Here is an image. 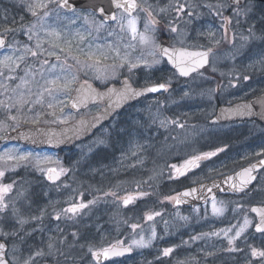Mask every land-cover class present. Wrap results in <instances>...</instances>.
Masks as SVG:
<instances>
[{
	"label": "rangeland",
	"instance_id": "rangeland-1",
	"mask_svg": "<svg viewBox=\"0 0 264 264\" xmlns=\"http://www.w3.org/2000/svg\"><path fill=\"white\" fill-rule=\"evenodd\" d=\"M184 2V0H181ZM148 3L153 5V13L156 14L155 9L166 8L167 11L160 14L158 17L164 21L165 30L158 31L159 42H161V33L164 36L171 39L173 44H180L179 39H183L184 43L180 45L190 47L209 48L214 47L216 50L213 52L211 58V65L204 73L196 76L188 82H184L177 75L176 71L171 69L169 64L165 61L158 65H154L151 68H146L143 65L139 68L133 69L131 72L127 70V67L120 68L115 77L108 80L101 81L96 78L95 73L76 65L75 61L65 52H61L59 48L49 43L50 38L46 37L43 32L40 33L42 40L43 51L40 55L33 57L29 53L25 52V46L31 47L36 50V38L32 40L28 39V35L24 31L11 32L7 35L10 37L9 47H5L0 50V59L5 55L13 56L15 59L19 56H24L23 61L19 62V68L10 73L16 77L14 80H6L5 77L9 75V72L5 69V76H0V84L7 85L8 91L5 92L3 88H0V100H4L6 96L15 97V93L12 89L16 88L17 84H20L21 78L27 79L30 83L21 89H17V92L23 91L25 98L30 102L24 105L22 111L17 113L16 108L11 109V114L18 115V123L8 120L5 110L0 109V122H4V127L0 128V136L5 137L13 130L33 124H62L70 122L80 115L90 114L95 112L98 105H93L82 112H74L68 106L70 95L77 81L91 80L100 86H106L112 82L119 81L123 76H129L136 85H149L158 82H165L175 87L171 88L167 93L159 96H153L146 99L144 105L137 107L136 111H144L145 116L142 117V123L147 128V133H124L119 137H115L113 133H107L111 130V126H105L102 131L104 133H96L93 144L104 146L105 148L111 145L127 146L119 156V164L114 167L109 159L94 163V165L84 167L81 169L77 161L78 148L84 145H77L66 150H52L43 148H34L20 143H8L3 139H0V153L8 149L16 150V154L31 153L32 156L43 158L45 156L51 158L50 163H43L40 167L43 168H65L67 173L57 182L50 181L47 178L45 172H41L35 166V160L29 162H21L20 166L14 171L10 169V165L14 162H9V166H5L3 162H0V168H5V176L0 178V183L8 184L13 183V190L6 197L8 203V209L0 213L3 217L0 220V227L4 231H11L13 228L19 231V236L10 237L19 251L15 252V257L18 261L22 262L27 256L34 252L36 249H42L45 253L42 257H37L33 264H48L45 260V256L50 253H58L61 243V235L63 226V219L67 222H74L76 218L70 214L64 215V218L57 220L56 214L61 213L62 209L68 208L71 204H77L78 196L86 190L90 193H105L112 194L115 192V184H122L121 182H114L116 177H113L117 171L126 170L128 167L136 169V159L134 157L141 152L140 164L143 169V181H149V183L142 185V189L146 188L148 191L154 189L152 179H156V173L163 171L159 174V183L164 184V204L167 205V197L176 196L182 188L186 187L187 182L180 180H174L172 167L175 165L170 158L173 155L180 154L182 157L194 155L195 152H214L224 144V137L221 133H225V127L221 126H209L208 120L213 115L220 99H224L222 90L224 88L219 87V81L215 80V74L210 72L221 71L222 66L225 64L236 65L237 56L246 55L245 53H238V51L254 50L258 51L253 53L252 60L250 62L256 63L257 66L264 64V2L257 0L247 1L244 5L240 6L241 14L236 15V8L233 7L228 0H187V4L191 7L193 15L188 17L184 15L181 20L176 21L179 25V29L184 34L182 37H177L174 33L167 31L168 22L174 19L175 13L168 7L169 0H148ZM218 4H224L226 7L223 9V17H230L231 24L227 25V34L225 36L224 20L222 16L216 15ZM212 5L211 8L207 7ZM51 8H55L52 5ZM76 13L72 11H66L64 9H56L52 13V16L47 21V26L51 29H55L60 32L62 37L71 39L73 41L72 55H79L77 49L88 50V45L91 44L93 48L97 45L106 46L107 44H115L118 42L120 36H124L123 41H119L121 44V50L126 51L123 48V44L127 42V36L125 33H121L117 24H107L104 29L97 32L93 25L85 23L83 15H89L91 19L90 10L76 9ZM57 12L59 15H57ZM7 17V21L4 19ZM23 17V21H21ZM140 26L142 27L144 22V14L140 13ZM96 20L100 18L96 16ZM15 21V23H13ZM34 21V18L25 10L22 0H0V31L4 27L19 28L21 24H30ZM251 29V31H249ZM79 31L83 33L86 39L80 42L75 33ZM109 31H114L115 35H108ZM89 32L91 35H89ZM212 32L214 35L209 36L208 33ZM247 37L248 39H245ZM219 41V43H215ZM61 47H64L63 40L59 41ZM131 51V50H127ZM49 52L55 53L54 55H48ZM142 50L138 47L135 51H131V57L135 58L141 55ZM145 57L151 61V57H148L146 51ZM247 56V55H246ZM244 56L247 59V57ZM263 56L262 59L258 58ZM59 57V60L57 59ZM67 59V65H71V68L65 66V71H61V65L63 61ZM83 59V57H81ZM242 59V58H239ZM47 60L48 64H44L43 61ZM107 63H113L112 60ZM55 65V69H53ZM29 72L26 75V72ZM75 74L76 81L71 85V90L67 94L60 93L57 95L56 101L63 102L62 111L61 106H58L56 116L60 117L57 120L55 117L47 114H42L39 117L37 123H33L37 113H49L52 110L46 107V104L50 101V98L45 94V104L34 105L31 101L36 99V93L42 90L45 86V80L55 78L56 76ZM28 88H31L32 95L29 97ZM12 103L13 101H8ZM31 109V111H29ZM67 117L66 120L64 118ZM161 121H164V125L161 126ZM176 121V123H171ZM183 125L180 127L179 125ZM227 128V133H229ZM91 141V142H92ZM89 142H86L88 145ZM140 147H137V146ZM255 153L252 155L261 154L264 152V143L253 146ZM145 152L150 159L148 164H145ZM156 152L165 153V159L158 168L156 164H151L152 160L156 156ZM144 153V154H143ZM152 153H154L152 155ZM107 155L106 149H101L99 156ZM187 155V156H186ZM131 160L132 162H130ZM235 159L229 158L228 160L212 159L208 162H204L202 169L192 173L190 176L192 182L203 181L207 178L211 179L230 173L234 171L239 165V158L237 162ZM149 161V160H148ZM154 161V160H153ZM228 161V162H227ZM113 165V168L111 167ZM162 168V169H161ZM20 172V176H17ZM113 173V174H112ZM142 173V172H141ZM70 177L67 179L66 177ZM31 178L34 181L33 185L22 181L23 178ZM79 177H83V182L79 180ZM259 181L260 195L259 199L264 197L261 192L264 191V173L261 174ZM131 179V176L128 180ZM134 181V178L132 179ZM133 183H136L133 182ZM145 183V182H144ZM121 187L125 188L126 185ZM138 187L132 188V193H137ZM148 195L140 203L141 216L138 218L142 220V227L133 230L131 228L132 240H139L141 236L145 241L151 239V243L146 247H137L139 251L149 250L153 256H156V243L159 242L160 235H163V242L167 244L170 242H181L184 235L175 234L172 231L177 230L179 225H189L192 217L203 218L205 229V236H201L198 241L203 242L196 246V252L205 254V259L211 257V264H243L250 261L252 263L264 264V259L252 257L250 254V248H257L264 250V233H258L255 231L256 219L250 213H247L246 208L231 207L232 203H236L230 197H222L216 199L218 202H223L225 212L222 216L213 215L211 210V202L204 206V209H196L190 215L183 213L182 210H173L171 207H166L162 217H154L153 220H147V215L154 213L155 206L160 204L154 197L149 196L150 192H142ZM137 195V194H136ZM135 195V196H136ZM108 200L114 203H121L115 197L108 196ZM13 209H16L15 215ZM204 210V214H203ZM125 212V211H123ZM42 216V219L35 220L33 217ZM63 216V214H61ZM17 218H22L28 222L23 225L22 230L20 225L16 223ZM186 218V219H185ZM248 218L251 221L250 226L245 233L237 239L234 245H230L229 237L234 235L235 231L243 225L244 219ZM126 216H122L120 213L117 215V221L119 223H126ZM132 223V222H131ZM235 226V227H233ZM202 228V229H203ZM228 228H232V231L225 236L223 231ZM116 234L117 239L124 238L121 235V227H117ZM155 230L156 236L151 238V233ZM138 232L136 233V231ZM190 232L193 230H189ZM163 232V233H162ZM197 232V233H196ZM202 230L197 229L195 233L199 235ZM219 232L220 235H213V233ZM24 233V234H22ZM28 233V235H25ZM24 237L22 244L19 237ZM27 236V238H26ZM175 237L176 239H173ZM51 238V241H50ZM54 244V248L49 249L48 243ZM22 245H25L23 248ZM170 244L166 246L169 247ZM164 248L166 247L163 245ZM237 248L238 251H232L231 248ZM159 249V248H158ZM166 249V248H165ZM157 251V250H156ZM161 252V251H160ZM242 254V259L240 255ZM251 257L253 260H251ZM241 259V260H240Z\"/></svg>",
	"mask_w": 264,
	"mask_h": 264
},
{
	"label": "snow or ice",
	"instance_id": "snow-or-ice-1",
	"mask_svg": "<svg viewBox=\"0 0 264 264\" xmlns=\"http://www.w3.org/2000/svg\"><path fill=\"white\" fill-rule=\"evenodd\" d=\"M234 2L238 5L239 0H234ZM22 3L25 7V10L34 18V21L30 24H21L19 28L13 27H4L2 31H0V49L9 47L10 45L6 44V35L11 32L24 31L28 35V39L32 40L33 37L36 38V50L34 51L31 47L25 46V52L29 53L31 56L36 57L41 54L43 51L42 40L40 37V33L43 32L46 37L50 38L48 40L49 43H52L54 47L59 48L61 52H65L68 55H71V58L75 61L76 65L81 66L82 68L88 69L95 73L97 79L101 81L108 80L109 78L115 77L120 68L127 67V70L131 72L133 69L139 68L142 65L146 68H151L154 65H158L162 62L170 63L181 76H189L192 72H196L199 68L204 67V65L209 63V57L213 55V49L211 47L205 50H197L190 51L184 47H176L174 44L165 45L159 42L158 37V26L160 25V20L157 18L160 14L167 11L166 8H157L155 9L156 14H153V5L148 3V0H109L111 5L109 11H105L103 6H97L94 9H91V19L89 15H83V19L85 23L93 25L95 30L99 32L104 29L107 25L108 21H114L117 24L121 33H125L127 36V42L123 44V48L126 51L121 50V44L119 41L124 40V36H120L118 38V42L115 44H107L106 46L97 45L95 48L92 47L91 44L88 45V50L85 51L83 49H77L80 53L79 55H72V46L73 41L71 39H67L62 37L61 33L56 31L55 29H51L47 26L48 19L52 16V13L56 11V9H68L73 13H76V7L74 4L69 3V0H22ZM52 5H55V8H51ZM169 8L175 13L174 19L168 22L167 31L169 33L176 34L177 37H182L184 34L179 29V25L176 21L181 20L184 15L191 17L193 15V11L191 7L187 4V0L181 2V0H169ZM207 7L211 8L212 5H208ZM226 7L224 4H218L216 6L217 12L216 15L223 17V9ZM236 15L241 14V9L239 7L236 8ZM140 13L144 14V22L142 27L140 26ZM57 15L59 13L57 12ZM100 17V20H96V16ZM7 21V17L4 18ZM224 20V30L225 36L227 34V25L231 24L230 17H223ZM21 21H23V17H21ZM15 23V21H13ZM251 31V29L249 30ZM114 31H109L108 35H115ZM89 35L91 33L89 32ZM209 36L214 35V33L209 32ZM75 36L78 37L80 42H83L86 37L83 33L77 31ZM245 39H248L245 37ZM63 40L64 47H61L59 41ZM180 44L184 43L183 39H179ZM215 43H219V41H215ZM142 50L141 55L135 58L131 57V51H135L137 48ZM203 47V46H201ZM131 50V51H127ZM148 57H151V61H149L144 52ZM55 53L49 52L48 55H54ZM83 57V59H81ZM24 56L16 57L5 55L2 59H0V76H5L4 70L6 69L9 72V75L5 77L6 80H14L16 77L12 76L10 73L14 72L17 68H19V62L23 61ZM59 60V57H57ZM112 60L113 63L109 64L107 61ZM44 64H48L47 60L43 61ZM65 66L67 68H71V65H67V59H65L61 65V71H65ZM55 69V65L52 66ZM30 70L26 72L28 75ZM77 77L75 74H70V78L68 75L64 76H56L52 79L45 80V86L41 91L36 93V99L31 101L34 105L44 106L45 104V94L50 98V101L46 104L48 109L52 111L49 113H37L35 118H33L32 122L37 123L39 121V117L42 114H47L55 117L57 120H60V117L56 116L55 109L58 106H61L63 102L54 103L57 99V95L60 93L67 94L71 90V85L76 81ZM30 83L29 80L21 78L20 84L16 85L15 89H12V92L15 93V97L6 96L4 100H0V109H3L7 113V119L18 123V115L11 114V109L16 108L17 113L22 111L24 105L30 102L29 99L25 98V93L23 91L17 92V89H21L26 87ZM167 83H159L153 84L151 86L145 87L144 89L137 91L133 89L130 84H128L127 80L124 81V87L120 90L115 88L109 89L110 94H115L116 101L115 103L118 105L120 101L139 96L144 94L145 92H158L160 90H167ZM0 88H3L5 92L8 91L7 85L0 84ZM4 93H0L3 95ZM29 97L32 95L31 88H28ZM8 101H13L9 103ZM75 106V104H73ZM31 111V109H29ZM67 117L64 118L66 120ZM164 121H161V126L164 125ZM171 123H176V121H171ZM4 122H0V128L4 127ZM183 127V125H179ZM0 139H5V137L0 136ZM137 147H140L139 145ZM218 151H223V149H218L214 152H206L201 155H197L192 157L189 160H186L181 167H176L173 165L172 167L175 169L178 175H185L187 171L191 170L194 167L199 166V161L202 159H208L212 156H215ZM35 160V166L41 171L45 172L47 178L50 181L55 182L60 178L61 175L67 173V169L65 168H43L40 167L43 163H50V157H33L31 153L24 154H16V150L8 149L4 152L0 153V162H3L5 166H9V162H14L10 165V169L14 171L17 167L20 166L21 162H29L30 160ZM264 164V162H261ZM254 167V166H253ZM5 168H0V178L5 176ZM253 168L244 169L243 172L237 174L239 177V181L237 183H232L230 186L236 191H243L247 185L255 179L251 175ZM233 180L232 177H228L226 179V183ZM13 183L3 184L0 183V213L5 212L8 209V203L6 201V197L13 190ZM205 187V186H202ZM219 185L213 183L211 187L207 188L208 192L212 191V188H218ZM197 192L196 188H192L190 190H186L183 193H179L173 197H167L169 200H173L176 204H180L184 197H195ZM115 195V193H112ZM138 195L143 196L146 193H139ZM137 197L129 195L123 198V203L128 205L132 203ZM88 205L81 202L79 204H71L68 208L62 209L61 213L56 214V219L59 220L61 218V214L68 216L72 214V216L78 214L81 210L86 208ZM211 210L213 215L222 216L225 212V207L223 206V202H218L216 198L213 196L211 200ZM16 209H13V214L15 215ZM252 212H255L259 216V222L255 225V231L259 233H264V207H254L251 209ZM161 213L155 212L147 215V220L151 221L155 216H159ZM69 216V218H72ZM3 217L0 216V220ZM32 219L40 220L42 216L33 217ZM186 219V218H185ZM28 221L22 218H17L16 223L20 225V229L22 230L23 225ZM251 221L248 218L244 219L243 225L235 231L234 235L229 237V244L234 245L235 241L241 237L243 233L250 226ZM132 229L140 227V225L132 224ZM235 227V226H233ZM223 231L225 236H228V233L232 231V228H228ZM25 235H28L26 233ZM213 235H220L219 232L213 233ZM19 236V231L13 228L11 231H4L2 227H0V264H17V260L15 257V252L19 251L16 248L15 244L12 245L13 248V256L9 258L8 256V244L3 242L6 241L10 237ZM156 236L155 230L153 229L151 233V238L154 239ZM21 241H23L24 237H19ZM51 241V238H50ZM151 243V239L145 241L144 237L141 236L139 240H133L130 245L127 247H122V241H117L116 244L110 245L107 248H102L97 251H93L90 247L88 250L99 260L101 257L107 259L110 256H119L123 255L125 252H130L132 249V245L137 247H146ZM48 248H54V244L49 242ZM230 250L238 251L239 249L233 247ZM172 249H165L164 255L167 256ZM250 254L252 257L262 258L264 259V250L251 248ZM45 253L42 249H36L34 252H31L27 258L22 261V264H33V261L37 257L44 256Z\"/></svg>",
	"mask_w": 264,
	"mask_h": 264
},
{
	"label": "flooded vegetation",
	"instance_id": "flooded-vegetation-1",
	"mask_svg": "<svg viewBox=\"0 0 264 264\" xmlns=\"http://www.w3.org/2000/svg\"><path fill=\"white\" fill-rule=\"evenodd\" d=\"M244 5V4H243ZM237 7V6H234ZM240 7V6H239ZM154 14V13H153ZM155 15V14H154ZM160 20V25L158 28L162 31L165 23L163 20H161L159 17H157ZM169 42L171 44V39L165 38L161 39V42ZM174 45H180V44H174ZM185 46V45H183ZM190 47V46H188ZM213 49V52L216 50L214 47H211ZM258 51L254 50H244V51H238V53H245L246 55L243 56H237L236 65H229L225 64L222 66L221 71L217 69L218 71L210 72V74H215L214 78L215 80L219 81V87L218 88H224L222 90V95L224 94L225 98L220 99L218 102V105L216 107L215 112L213 115L209 118L208 122L209 126H221L225 127L223 129L226 130V132L221 133L223 135L224 144L221 148L223 151H218L215 156H212L208 159H202L199 161V166L194 167L191 170L187 171L185 175H178L175 169L173 170V178L174 180H180L182 182H187L185 184L186 187L192 186L198 183H201L203 181H207V178L203 181L192 182L190 176L192 173L202 169V165L204 162H208L212 159H221V160H228L229 158L235 159L234 161L237 162V159L239 158L240 163L239 166L234 170H238L240 168H243L247 165L252 164L253 162H256L262 158H264V152L261 154H257L252 156L255 151L253 150V146L260 145L261 143H264V122L260 120L257 117H246L241 118L238 120L233 121H227V122H221V123H213L211 122V118L216 114L217 109L219 105L226 104L230 105L235 102L243 101V100H249L251 98H254L262 93H264V64H261V66H257L256 63L250 62L249 60H252L253 53H257ZM244 56L247 57V59ZM211 58L210 56V63L205 68L201 69L200 71L188 76L183 77L179 75V73L176 71L177 75L180 77L181 80H184L183 83L190 81V79L201 75L204 73L207 69H209L211 65ZM242 58V59H239ZM260 59L263 58V56L258 57ZM249 59V60H248ZM172 69V68H171ZM126 76V75H125ZM124 77V76H123ZM122 77V78H123ZM121 78V79H122ZM121 79L117 82H112L108 85L120 83ZM133 82V81H132ZM159 83V82H158ZM134 84V82H133ZM101 86L102 88L107 87ZM135 86H140L136 85ZM146 86V85H143ZM175 87V84L170 85L168 84V90L164 93H167L171 88ZM162 93V94H164ZM161 95V94H159ZM157 95V96H159ZM149 97H142L138 101L126 105L122 110L118 111L113 118L108 122L107 124H104L97 130L93 132V134L85 139L84 141H81L78 143V145H84L78 148L77 151V161L79 164V167L83 169L84 167H87L88 165L92 166L94 163H98L101 160L105 161L107 159L110 160V162L116 167L119 164V156H121L122 152L127 149V146L122 145H111L107 148L104 146L95 145L93 143L94 137L96 133H104L102 129L107 125L111 126V130H109L107 133H113L115 137H119L120 135L124 133H147V128L144 123H142V117L145 116L144 111H139V113L136 111L137 107H140L141 105H144V102ZM97 108L95 109V112L99 111L102 104H97ZM227 128L230 130L229 133H227ZM8 135V134H7ZM93 139V141H92ZM92 141V142H91ZM86 142H89L88 145H86ZM78 147V146H77ZM106 149L107 155H103L102 157L99 156L101 149ZM218 149H216L217 151ZM208 151L204 152H195L194 155H190L187 157H182L180 154L173 155L170 159L173 160L176 167H181L186 160L191 159L194 156L201 155L202 153H206ZM144 154V153H143ZM154 153H152L153 155ZM146 158H145V164H148L150 162V159L147 157V152H145ZM165 156V153L156 152L155 158L152 160L151 164H156L157 168L162 165L163 161L167 158L163 157ZM140 158H141V152L137 154L134 159H136V169H131L128 167L126 170H120L117 171L115 174H113V177H116L114 179V182H121L122 184L117 183L115 184V195L112 194H105V193H90L86 190H83L81 194L78 196L77 204L83 202L87 204L88 206L81 210L78 214L72 216L76 218L75 223L74 222H67L65 219H63V226L62 229H64L61 233V243H60V249L58 250V253H50L48 256H45L46 262L48 264H211V257H207L205 259V254H201L196 252V249L198 245H200L203 242L198 241L201 239L200 237L203 235L205 236V229L203 228L204 220L203 218H195L192 217L191 222H189V225H179L177 230L172 231L175 234H183L184 237L181 242H170L167 241V244H170L169 247H167L166 243L163 242V234L160 235L159 242L156 243L157 248L155 250L156 256H153L149 250H142L139 251L135 245H132V249L130 252H128L127 255L122 256H114L108 259L104 260H97L95 257L92 256V254L89 252V248L91 247L93 251L100 250L102 248H107L110 245L116 244L117 241H122L123 244L121 246H128L132 243V233H131V225L137 224L142 227V220L139 219L141 214L140 203L148 197V195L140 196L139 193L144 192H150L151 197H154L157 201H160L159 205L155 206V212L161 213V215L156 217H162L164 213V209L166 207H171L172 200L166 199L168 201V204H164V189L162 183H159V174L163 173V171L156 173V179H152L153 183H150L149 185H153L154 189H151L148 191L146 188L142 189V185H145L150 182L149 181H143V169L141 168L140 164ZM149 160V161H148ZM132 162L131 160H129ZM228 162V161H227ZM111 164V167L113 168V165ZM162 169V168H161ZM142 172V173H141ZM233 172V171H232ZM231 173V172H230ZM264 173V167L256 172L257 178L256 180L251 183L249 188L243 191L238 192H221L218 198L222 197H230V199L234 200L236 203H232L231 207H238L239 208H246L247 213H250L255 217L257 220L255 225L258 223L259 218L258 215L255 212H252L251 209L257 205V204H264V198L259 199L260 195V189H259V181L261 179V174ZM229 174V173H226ZM224 174V175H226ZM17 176H20V172H18ZM131 176V179L128 180V178ZM222 176V175H221ZM134 178V181L132 179ZM215 178V177H214ZM213 179V178H211ZM208 179V180H211ZM22 181L27 182L30 185L34 184V181L31 178H23ZM81 181L83 182V177L81 178ZM136 183H133L135 182ZM145 182V183H144ZM122 185H126L125 188L121 187ZM138 187L137 193H132V188ZM185 188V187H184ZM183 189V188H182ZM137 194V195H136ZM132 195L137 197L132 203L125 205L123 203V198ZM261 195L264 197V191L261 192ZM108 196L115 197L118 200L121 201V203L117 204L114 202H111L108 200ZM211 200L207 201L206 203L197 204L195 206H185V205H175V202L172 203V209L173 210H182L183 213L190 215L193 211L196 209H204V206L209 204ZM125 211V212H123ZM120 213L122 216H126V223H119L117 221V215ZM204 214V210H203ZM64 218V215L61 216ZM132 222V223H131ZM117 227H121V230H119L121 235L124 236L122 239H117ZM202 230V232L197 235L195 233V230L197 229ZM203 228V229H202ZM255 228V227H254ZM193 230V231H189ZM138 230L136 231V233ZM259 233V232H258ZM24 234V233H22ZM27 238V236H26ZM173 239H176L173 237ZM20 240V238H19ZM24 240V239H23ZM8 244V256L11 258L13 256V248L12 245L14 244L13 241L8 238L6 240ZM22 244H24L26 241H21ZM166 249H172V251L165 256L164 255V246ZM25 245H22L21 248H23ZM159 248V249H158ZM250 247L248 252L250 251ZM161 251V252H160ZM241 259L242 254L240 255ZM240 259V260H241ZM17 260V259H16ZM251 260L253 258L251 257ZM17 264H22V262L17 260ZM243 264H259V263H252L250 261L244 262Z\"/></svg>",
	"mask_w": 264,
	"mask_h": 264
},
{
	"label": "water",
	"instance_id": "water-1",
	"mask_svg": "<svg viewBox=\"0 0 264 264\" xmlns=\"http://www.w3.org/2000/svg\"><path fill=\"white\" fill-rule=\"evenodd\" d=\"M228 1L233 6H241L247 0H239L238 5L234 2V0H228ZM258 1L264 2V0H258ZM69 3L74 4L76 9L91 10L97 6H103L106 12L109 11L111 7L109 0H69ZM65 10L69 11L68 9ZM107 23L110 24L115 22L108 21ZM8 41H9L8 37L6 36V44H8ZM162 43L165 45L171 44L169 42H162ZM175 46L178 48L184 47L189 49L190 51L207 49L202 47L194 48L183 45H175ZM209 63H210V57H209ZM209 63L204 65V67L199 68L196 72L208 66ZM169 65L172 69L176 70L170 63ZM196 72H192L190 75ZM183 77H188V76H183ZM125 80H127L128 84H130L131 87L133 89H136L137 91H140L145 87L153 85L150 84L146 86H135L131 78L128 76L123 77L120 83L111 84L105 88L97 86L93 81H77L70 95L69 104H68L69 108L74 112H80L89 108L94 104H102L103 106L99 111L92 114L77 117L76 119L70 122H66L62 124L25 125L11 132L9 135L5 137L4 140L9 143H23L28 146L43 148V149H52V150L70 149L78 142H81L89 138L96 129L108 123L113 118V116L118 111L122 110L126 105L134 103L139 99H141L142 97L158 95L168 90L167 87V90H160L158 92H145L142 95L120 101L119 104L117 105L115 103L116 96L115 94H110L109 89L112 88H115L117 90L122 89L124 87ZM154 84H159V83H154ZM73 104H75V106H73ZM246 117H257L264 122V93L249 100L235 102L230 105H226V104L219 105L216 114L211 118V122L221 123V122L238 120ZM261 162H264V158L256 162H253L252 164L247 165L243 168H240L230 174L221 177H216L214 179L203 181L201 183L186 187L182 189L180 193H183L184 191L190 190L192 188H196L197 192L195 194V197L192 196L184 197L180 204L175 203V205H185L192 207L197 204L206 203L207 201L212 200L213 196L216 198L221 192H229V191L238 192L234 190L230 185L232 183H237L239 181V177L237 174L243 172L244 169L252 167L253 171L251 175L255 177V179H253L247 185V187L244 189L246 190L247 188H249L251 183H253L256 180L257 178L256 172L264 167V164H262ZM228 177H232L233 180L226 183L225 181ZM213 183L219 185V187L212 188V191L208 192L207 188L211 187ZM254 207H264V204H257ZM3 242L7 243L6 241ZM122 247H127V246H122ZM127 254L128 252H125L123 255H127ZM111 257L114 256H110L109 258ZM104 259L105 258L103 257L100 258V260H104Z\"/></svg>",
	"mask_w": 264,
	"mask_h": 264
},
{
	"label": "trees",
	"instance_id": "trees-1",
	"mask_svg": "<svg viewBox=\"0 0 264 264\" xmlns=\"http://www.w3.org/2000/svg\"><path fill=\"white\" fill-rule=\"evenodd\" d=\"M165 28H166V27L164 26L163 31L165 30ZM160 38L163 40V39L168 38V37L164 36V34L161 33ZM168 39H169V38H168ZM74 147H77V145L74 146ZM74 147H73V148H74ZM63 176H64V175H63ZM63 176H62V177H63ZM65 177H66V176H65ZM66 178L69 179L70 177L67 176ZM79 180L81 181V177H79Z\"/></svg>",
	"mask_w": 264,
	"mask_h": 264
}]
</instances>
